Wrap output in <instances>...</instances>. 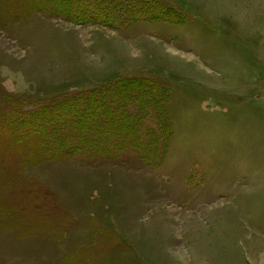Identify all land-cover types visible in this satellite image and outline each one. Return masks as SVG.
I'll use <instances>...</instances> for the list:
<instances>
[{
    "label": "rangeland",
    "instance_id": "374dc122",
    "mask_svg": "<svg viewBox=\"0 0 264 264\" xmlns=\"http://www.w3.org/2000/svg\"><path fill=\"white\" fill-rule=\"evenodd\" d=\"M114 1L111 27L34 14L0 28L12 102L123 77L164 93L128 105L136 132L116 156L0 163V264H264V0H143L158 16L134 18Z\"/></svg>",
    "mask_w": 264,
    "mask_h": 264
},
{
    "label": "trees",
    "instance_id": "16d2710c",
    "mask_svg": "<svg viewBox=\"0 0 264 264\" xmlns=\"http://www.w3.org/2000/svg\"><path fill=\"white\" fill-rule=\"evenodd\" d=\"M132 1L135 2L130 8L133 18L140 16L146 6L156 13L153 16H158L159 10L154 8L152 2ZM114 9L120 14L124 13L122 5L117 6L114 0H0V28L3 29L8 23L24 22L34 14L56 16L76 25L111 27ZM128 21H120L119 26ZM104 86L33 106L0 96L9 107L0 108V134H5L10 140L1 155V165L17 170L24 168L26 162L36 164L58 160L74 152L90 156H116L122 152L119 149L122 144L117 147L114 142L125 141L136 132L126 135L128 129L124 127L133 117L128 105L150 96L149 103L158 107V99H162L164 93L140 79L130 77L116 79ZM139 105L144 107V103ZM23 106L38 110L30 111V108L24 112Z\"/></svg>",
    "mask_w": 264,
    "mask_h": 264
},
{
    "label": "crops",
    "instance_id": "0c3cea01",
    "mask_svg": "<svg viewBox=\"0 0 264 264\" xmlns=\"http://www.w3.org/2000/svg\"><path fill=\"white\" fill-rule=\"evenodd\" d=\"M168 260V262H166L167 264H169L170 263V260L169 259H167ZM158 264H161V263H158Z\"/></svg>",
    "mask_w": 264,
    "mask_h": 264
}]
</instances>
